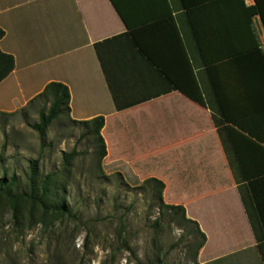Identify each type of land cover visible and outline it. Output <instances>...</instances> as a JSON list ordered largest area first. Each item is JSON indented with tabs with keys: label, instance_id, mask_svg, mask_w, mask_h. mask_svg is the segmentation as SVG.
Here are the masks:
<instances>
[{
	"label": "crops",
	"instance_id": "1",
	"mask_svg": "<svg viewBox=\"0 0 264 264\" xmlns=\"http://www.w3.org/2000/svg\"><path fill=\"white\" fill-rule=\"evenodd\" d=\"M257 1L262 15L256 0H208L183 11L178 0H0V50L14 59L0 81V113L26 107L51 82L66 85L71 119L104 118V169L159 179L163 201L197 222L201 264H264L210 109L167 79L181 78L187 58L195 59L264 236V0ZM181 12L199 58L190 40L187 50ZM138 26L140 48L159 67L128 35Z\"/></svg>",
	"mask_w": 264,
	"mask_h": 264
},
{
	"label": "rangeland",
	"instance_id": "2",
	"mask_svg": "<svg viewBox=\"0 0 264 264\" xmlns=\"http://www.w3.org/2000/svg\"><path fill=\"white\" fill-rule=\"evenodd\" d=\"M47 107L40 99L0 113V177L15 178L12 193H0V264H201L189 228L170 222L136 189L144 179L119 177L102 161L98 168L84 125L63 114L39 136L31 126ZM72 149L76 155L65 168L62 155ZM35 160L41 177L57 174L54 201L68 214L44 213L16 198L27 191Z\"/></svg>",
	"mask_w": 264,
	"mask_h": 264
},
{
	"label": "trees",
	"instance_id": "3",
	"mask_svg": "<svg viewBox=\"0 0 264 264\" xmlns=\"http://www.w3.org/2000/svg\"><path fill=\"white\" fill-rule=\"evenodd\" d=\"M179 1V11H183L189 7L194 5L203 3L208 0H178ZM256 4L258 7V11L261 13L259 8L258 1L256 0ZM182 16V27L181 31L186 36L185 44L187 46V50H189L188 41L190 40V50H192L196 56L199 58V53L197 46L194 41V37L192 35L190 26L183 12L180 13ZM262 15V13H261ZM170 22L171 28L180 38V29L176 23V20L173 16H168L165 18ZM147 26V25H145ZM145 26H138V28H129L128 35L131 36L133 43L139 47L140 51L151 61L155 66L159 67V63L149 52L144 51L140 48L141 44L139 42V32ZM4 35V31L0 28V38ZM181 38H183L181 36ZM190 59L192 62L195 60L191 57L186 60V73L182 75L181 78H173L169 74L168 80L171 82V85L174 89L180 90L182 93L198 102L199 104L206 106L210 109L211 118L213 124L215 125L218 135L221 139V143L223 145L224 151L228 158L230 167L233 171L235 180L238 184V190L240 193L241 201L244 206L245 212L247 214L248 220L250 222L252 231L254 233L257 248L260 252L262 261L264 263V236L262 232V228L259 222V219L256 214V210L254 208L252 199L248 192L246 185L243 184V178L239 173V170L234 167L233 157L235 158V153L232 148V144L230 142L227 128H226V120L222 114V111L219 107L217 99L212 90L211 95L205 93L203 86L200 84V81L193 69V63H190ZM14 67V59L12 55L4 53L0 50V81L6 77ZM161 67V66H160ZM209 70L206 68L204 71ZM160 71L164 72L163 68H160ZM69 91L66 85L60 82H51L46 85L44 90L30 100L26 107H31L34 102L43 99L44 103H48L47 109L39 108L38 109V122L32 124V128L37 131L39 136L43 138L45 136L46 130L50 123L59 117L60 115H69ZM76 121V120H75ZM86 127L85 135L92 137V142L96 146V150L94 152L96 164L99 169H101V161L106 154L105 144L103 137L100 134V129L104 124L103 116H97L90 120L85 121H77ZM235 123V122H234ZM235 125L241 128L239 122H236ZM233 153V154H232ZM76 152L75 149H72L69 153L62 155V166L67 168L70 165V162L75 157ZM116 174L121 177V173L116 172ZM57 174H47L41 177L38 169L37 160L30 162L29 164V173L27 176L28 180V189L27 191L21 192L16 196V198H22L33 201L35 204H38L44 213H48L49 211H53L54 213L59 214H68L69 210L67 207H60L54 201L53 194V186L56 179ZM15 184V178L7 179L4 176L0 177V193H5L10 195L11 186ZM164 188V184L157 178L149 177L144 179L136 189L139 193L146 194L149 198L155 201V206L158 208L159 212L165 215L170 222L175 223L181 229L189 228L188 236L192 237V243L195 245L194 258L196 256L197 251L202 247L205 242V235L200 231L198 224L196 221H193L186 217L184 207L181 205H173L167 204L163 201L162 191ZM195 260V259H194Z\"/></svg>",
	"mask_w": 264,
	"mask_h": 264
}]
</instances>
